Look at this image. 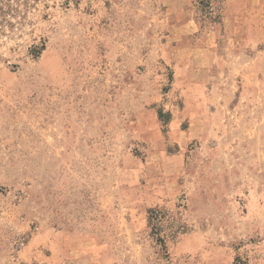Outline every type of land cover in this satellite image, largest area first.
I'll use <instances>...</instances> for the list:
<instances>
[{
	"label": "rangeland",
	"instance_id": "rangeland-1",
	"mask_svg": "<svg viewBox=\"0 0 264 264\" xmlns=\"http://www.w3.org/2000/svg\"><path fill=\"white\" fill-rule=\"evenodd\" d=\"M264 264V0H0V264Z\"/></svg>",
	"mask_w": 264,
	"mask_h": 264
},
{
	"label": "trees",
	"instance_id": "trees-1",
	"mask_svg": "<svg viewBox=\"0 0 264 264\" xmlns=\"http://www.w3.org/2000/svg\"><path fill=\"white\" fill-rule=\"evenodd\" d=\"M233 264H247V263L240 258H236L234 260Z\"/></svg>",
	"mask_w": 264,
	"mask_h": 264
}]
</instances>
